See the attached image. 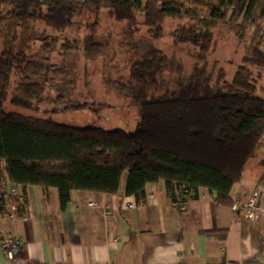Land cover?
Segmentation results:
<instances>
[{
  "label": "trees",
  "instance_id": "1",
  "mask_svg": "<svg viewBox=\"0 0 264 264\" xmlns=\"http://www.w3.org/2000/svg\"><path fill=\"white\" fill-rule=\"evenodd\" d=\"M0 5L9 7L14 24L27 30L40 19L63 31L76 26L87 10L98 13L102 8L129 22L143 15L155 36L161 34L166 17L189 18L172 36L175 44L196 49L190 75H181L174 88L163 92L155 93L165 87L161 78L169 67L166 54L152 47L132 64L121 91L139 105L141 119L127 131L53 120L50 113L80 108L65 91L47 92L54 87V76L65 69H52L47 59L25 52L16 43V31L8 33L0 48V178L23 187H55L62 208L72 200L73 190L118 192L124 174L126 194L138 200L146 197L149 183L163 181L171 196L177 190L187 200L207 188L218 201L232 204L230 191L264 135V96L258 94L264 91L259 88L264 72V0H0ZM221 22L240 39L254 29L250 50L228 90L222 87L224 70L214 78L207 62L214 28ZM80 45L88 59L104 53L105 44L92 32L64 49ZM45 103L51 107L41 110ZM5 203L2 192L0 211Z\"/></svg>",
  "mask_w": 264,
  "mask_h": 264
},
{
  "label": "crops",
  "instance_id": "2",
  "mask_svg": "<svg viewBox=\"0 0 264 264\" xmlns=\"http://www.w3.org/2000/svg\"><path fill=\"white\" fill-rule=\"evenodd\" d=\"M263 161H256L255 173L246 164L230 199L245 200L257 188L264 207ZM12 185L0 178V193ZM125 189L123 175L118 192L73 190L62 208L57 188L17 185L0 211V241L17 236L23 252L15 262L0 245V264H264V216L234 213L207 188L200 189L205 197L189 196L181 210L163 181L149 183L140 200ZM130 202L134 206L126 208Z\"/></svg>",
  "mask_w": 264,
  "mask_h": 264
},
{
  "label": "rangeland",
  "instance_id": "3",
  "mask_svg": "<svg viewBox=\"0 0 264 264\" xmlns=\"http://www.w3.org/2000/svg\"><path fill=\"white\" fill-rule=\"evenodd\" d=\"M77 20L76 26L57 31L38 19L27 30L14 24L9 7L0 5V48L4 45L6 35L15 30L19 35L16 43L21 44L25 52L47 59L52 69H65L63 75L54 76V87H49L47 92L56 95L65 91L67 99L76 101L80 108L50 113L49 116L57 122L74 126H100L105 129L118 127L133 131L141 119L140 107L131 96L121 91L129 80L132 64L152 47L167 55L169 67L161 78L165 87L162 89L161 86L155 93L174 88L180 76L188 77L193 69L195 47L177 45L172 36L173 30L189 22V18L166 17L158 36L143 23L141 14H138L136 22H129L116 19L111 9L102 8L98 13L87 10ZM93 23L94 29L90 30L89 25ZM253 30L249 29L246 36L240 39L229 24L221 22L214 28L213 48L208 53L207 62L209 69L214 70V78L221 68L224 70V90L232 87L235 72L242 63L243 56L250 50ZM91 32L97 41L105 44L102 55L88 59L83 54L81 45L79 49H64L65 44L73 43L76 39L82 40ZM260 87H264V72L259 81ZM258 94L264 96V91L260 90ZM47 107L50 108L51 105L42 104L41 110ZM7 108L16 109L10 105ZM16 110L30 115L47 116L42 111ZM259 158H264V135L255 156L247 163L248 173H255L253 170L256 169Z\"/></svg>",
  "mask_w": 264,
  "mask_h": 264
},
{
  "label": "built area",
  "instance_id": "4",
  "mask_svg": "<svg viewBox=\"0 0 264 264\" xmlns=\"http://www.w3.org/2000/svg\"><path fill=\"white\" fill-rule=\"evenodd\" d=\"M3 186H7V183L3 180ZM17 185L13 184L10 186L6 191V195H9L11 193H16ZM200 197H205V194L199 192ZM258 196H259V189H255L252 194L247 199H241L240 197H234L232 199L231 208L234 213L236 212H243L244 215L248 218L250 217H256L257 215L264 216V207L260 206L258 203ZM172 198V204L174 207L178 209H184L186 205V195L181 191H175L174 195L171 196ZM91 205H97V203H90ZM99 206V204L97 205ZM103 206V205H101ZM133 203H127L125 205L126 208L133 207ZM12 210H17V207L12 205ZM106 215L109 214V211L106 210L104 212ZM0 245L7 254V256L12 259V261L19 262L21 253L23 251V243L21 239L17 236H4L2 237L0 241ZM231 264H259L256 261H250V262H236Z\"/></svg>",
  "mask_w": 264,
  "mask_h": 264
}]
</instances>
